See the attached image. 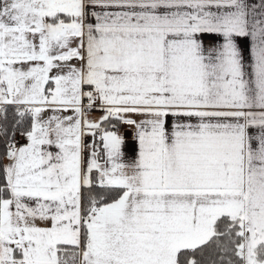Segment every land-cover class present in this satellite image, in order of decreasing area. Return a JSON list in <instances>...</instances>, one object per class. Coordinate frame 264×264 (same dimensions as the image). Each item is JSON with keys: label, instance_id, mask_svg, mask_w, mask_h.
<instances>
[{"label": "snow or ice", "instance_id": "snow-or-ice-1", "mask_svg": "<svg viewBox=\"0 0 264 264\" xmlns=\"http://www.w3.org/2000/svg\"><path fill=\"white\" fill-rule=\"evenodd\" d=\"M0 264H264V0H0Z\"/></svg>", "mask_w": 264, "mask_h": 264}]
</instances>
